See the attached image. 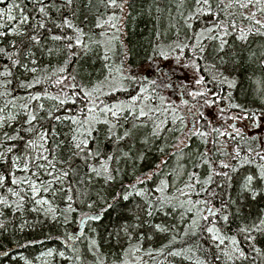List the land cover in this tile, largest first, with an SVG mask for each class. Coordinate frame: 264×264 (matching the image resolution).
<instances>
[{
  "label": "snow or ice",
  "instance_id": "1",
  "mask_svg": "<svg viewBox=\"0 0 264 264\" xmlns=\"http://www.w3.org/2000/svg\"><path fill=\"white\" fill-rule=\"evenodd\" d=\"M153 6L168 27L134 65V0H0V249L8 215L78 217L70 255L24 264H264V0ZM161 60L186 73L175 98L145 77Z\"/></svg>",
  "mask_w": 264,
  "mask_h": 264
},
{
  "label": "trees",
  "instance_id": "2",
  "mask_svg": "<svg viewBox=\"0 0 264 264\" xmlns=\"http://www.w3.org/2000/svg\"><path fill=\"white\" fill-rule=\"evenodd\" d=\"M174 4V0H134V7L131 10L132 16L128 18L124 35H122V39L127 44L128 48L131 49L130 52V62L134 65L143 64L145 56L150 51L149 49V39L151 38L153 32L158 27L161 31L165 30L168 27V14L167 12H163L161 14V18L159 23L155 19L157 13L155 11V6H153L152 15H149L147 9L150 5H158L161 9L166 7H172ZM172 15L175 16V11L173 9ZM82 18V17H81ZM197 27H199L201 21H197ZM172 33H169L171 36ZM260 41L258 40L256 43L252 45L253 48H256ZM119 47L117 53V62L120 59L119 55ZM92 60L96 62L93 64ZM164 65H167V61L161 60ZM89 70H99L101 68V61L96 59L95 56L91 57L88 60ZM152 70V69H150ZM154 79H168L170 76L172 80H175L178 77L175 75L174 70L167 74V69L163 70V73L167 75H161L160 72L153 71ZM246 75H251L253 79H256L262 75V70L257 65H251L247 69L241 71V78L243 79ZM248 83V81H245ZM180 92V89L178 88ZM167 90L164 91L165 95H169ZM128 207H131V203L127 204ZM264 206V205H261ZM253 211L256 209V205L252 206ZM30 224L34 221L33 215H28L26 217ZM9 221H13L9 223L8 227L10 230L13 228L16 229V234L12 238V240H5L4 249H6L10 256H15L16 260L12 261L6 258L3 255V250L0 249V264H24V261L20 259L21 256L26 257L27 259H34L42 252H46L48 249H53L56 251H65L66 255H70V248L64 243V235L75 233L79 235L78 229V217L72 223L67 226L60 227L55 222L48 220L43 224H35L33 227H25L22 232L19 231L18 226L20 224V218L17 216L13 218L11 215L7 216ZM161 217L157 216L156 221L160 222ZM40 220H44L41 216ZM118 222L116 213L113 212L110 217L106 216L105 219L101 222L103 225H111L112 223ZM102 236L106 235L103 231V227L101 228ZM19 241V244L16 243ZM71 243H75L77 247H83V245L79 242L72 241ZM158 244V242H157ZM51 264H69L68 261L62 260L59 256H56Z\"/></svg>",
  "mask_w": 264,
  "mask_h": 264
},
{
  "label": "rangeland",
  "instance_id": "3",
  "mask_svg": "<svg viewBox=\"0 0 264 264\" xmlns=\"http://www.w3.org/2000/svg\"><path fill=\"white\" fill-rule=\"evenodd\" d=\"M161 65V69L162 71L167 69V74L171 71L174 70L175 75L178 77V79L176 78L175 80L171 79V86L167 89V91L169 92L168 94L173 96V98H175L176 95H179V85L181 84V82H186L185 77H186V73L180 69L178 66L175 65L174 61H167V65H164L162 62H160ZM153 70L150 69H146L145 70V77L147 79H154V73H152ZM159 72V71H156ZM39 257V256H38ZM46 260H48L51 264L53 258H44ZM35 264H41V260H36Z\"/></svg>",
  "mask_w": 264,
  "mask_h": 264
}]
</instances>
